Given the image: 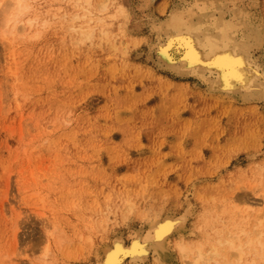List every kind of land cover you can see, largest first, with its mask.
Here are the masks:
<instances>
[{
    "label": "rangeland",
    "instance_id": "rangeland-1",
    "mask_svg": "<svg viewBox=\"0 0 264 264\" xmlns=\"http://www.w3.org/2000/svg\"><path fill=\"white\" fill-rule=\"evenodd\" d=\"M16 1L0 0V264H97L112 239L129 244L187 201L185 242L237 264L225 240L253 235L247 258L264 264V91L212 93L153 48L171 15L190 18L173 32L197 31L210 10L223 39L251 30L264 73V0H127L130 18L119 0H94L91 36L73 29L88 21H73L74 0H25L22 12ZM173 256L166 264H185Z\"/></svg>",
    "mask_w": 264,
    "mask_h": 264
},
{
    "label": "bare ground",
    "instance_id": "bare-ground-1",
    "mask_svg": "<svg viewBox=\"0 0 264 264\" xmlns=\"http://www.w3.org/2000/svg\"><path fill=\"white\" fill-rule=\"evenodd\" d=\"M74 1L79 11L74 14L73 21H79L81 18L83 20L88 18V21H84L87 25L86 28L73 27V29L86 36L93 35L96 25L91 18L94 13L90 8L93 6L94 0ZM109 1L99 0V7L106 9ZM28 7L25 4V0L16 1V10L19 12L25 11ZM80 9L88 11L87 13H82ZM117 11L124 18L133 16L127 0H119ZM209 15L210 10H205L201 14L203 17L198 19L202 29L199 28L195 31L187 25L177 32H173V27L190 23V18H185L182 13L171 15L168 25L173 27L169 29V26H167L165 31L157 30L158 39L153 44V48L157 49L159 60L166 66L163 67L167 70L174 69L181 75L198 74L201 76L200 78L204 77L206 81L209 80L211 87L208 90L210 92L225 94L232 98L242 96L240 99L243 98V101H252V98H256L253 95V91L257 90L256 88L264 91V76L262 77L264 73L258 69L260 65L257 61L251 60V50L255 47V36L250 29L241 30L239 37L236 35L237 32L233 33L230 30L227 39H223L221 38L222 35L215 34L221 33V27L214 33L208 31ZM99 19L103 21L105 18L99 17ZM229 21L232 22V20ZM222 25L230 27L228 20L220 21L219 26ZM260 46L262 45L255 47L257 51ZM175 55H179V57L177 58ZM255 79L260 80L262 86H254L253 82L256 81ZM240 93L244 95H238ZM259 98L264 99V92L261 93ZM234 199L239 200V196L235 195ZM186 204L183 215H166L164 218L152 219L151 227L149 230L147 229L148 232L145 231L143 233L141 229L136 234L134 233L129 244L125 242V238L122 235L115 237L116 239L114 238V240L112 239L110 244L101 249L102 258L97 264H148L151 256L153 257L152 264H166L168 258H174V251H177L185 264H213L216 257L221 256L215 245L205 251L203 245L197 244L192 247L183 239L185 236L182 231L187 227L186 224L191 218L193 211L192 203L187 201ZM127 207L128 209L126 210L130 211L132 204ZM247 207L248 210H252L251 205H247ZM261 215L264 217V212ZM147 216L144 215V218ZM262 232L264 231H258L256 237L257 242L264 248V242H261ZM219 239L216 242L221 244L223 240ZM255 244L256 241L253 240V235L244 240L240 246H237L233 239H226L223 245L228 246L231 258L224 257L231 261L236 260L237 264H254V261L247 258L248 253L244 247L249 250ZM193 251L196 253L191 258L190 254Z\"/></svg>",
    "mask_w": 264,
    "mask_h": 264
}]
</instances>
